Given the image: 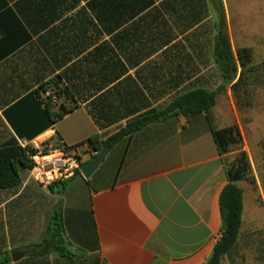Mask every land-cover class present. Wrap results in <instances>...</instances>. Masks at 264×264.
<instances>
[{
  "label": "crops",
  "instance_id": "1",
  "mask_svg": "<svg viewBox=\"0 0 264 264\" xmlns=\"http://www.w3.org/2000/svg\"><path fill=\"white\" fill-rule=\"evenodd\" d=\"M91 1L0 0V146L12 138L32 145L59 137L60 144L74 147L97 133L111 136L133 118L163 110L197 89L216 92L209 112L214 127L238 126L243 146L221 155L207 113L186 117L176 110L110 146L89 178L66 180L61 193L29 178L0 190V263L206 264L222 237L225 162L240 151L256 176L255 186L237 182L243 212L234 250L264 245L258 238L264 202L258 198L250 214L247 204L248 190L259 194L264 188L252 160L264 131L258 130L259 119L243 120L244 111L264 110V82L252 104L241 105L233 90L239 73L225 82L214 56L223 10L234 56L250 48L254 63H264L260 3L151 0L146 8L150 0H120L124 8H117L118 0H111L112 7L97 0L91 8ZM242 31L252 32L250 42L238 41ZM57 75L60 88L69 89L60 102L78 107L44 129L38 100L26 97ZM89 109L107 117L101 120L105 129L98 128ZM55 224L66 251L41 253L38 246L52 240ZM16 251L24 255L13 260Z\"/></svg>",
  "mask_w": 264,
  "mask_h": 264
},
{
  "label": "trees",
  "instance_id": "2",
  "mask_svg": "<svg viewBox=\"0 0 264 264\" xmlns=\"http://www.w3.org/2000/svg\"><path fill=\"white\" fill-rule=\"evenodd\" d=\"M96 1L97 0H93L89 2L87 6L92 8ZM99 1L102 7H112L111 0ZM152 4L153 1L150 0L144 7L147 8ZM124 5V1H120L117 8H124ZM100 14L98 15L100 21L106 23V16ZM120 21H122V18ZM214 56L225 82L232 83L239 73L237 81L233 84V90L241 105L247 106L252 104L256 98L258 87L264 82V63H254V54L250 48L239 49L236 56H234L229 35L225 30V15L223 10H221L219 14V26L214 42ZM238 66L240 67V72H238ZM104 68H106V64H101V69ZM61 81V76L57 75L26 97V100L30 98H36L38 100V107L46 119L44 129L54 126L78 107L77 104L69 105L65 102L60 105L55 104L57 101L69 95V89L67 87L60 88ZM43 93L49 94L48 96H43ZM41 96L43 98H41ZM215 97V91L197 89L177 97L163 110L148 111L133 118L126 127L119 129L111 136L97 133L89 137L85 142L74 147L63 146L59 142V137L47 143L50 144L54 142L58 148H64L69 151H76L78 148L88 146L91 153L99 152L106 144L113 146L124 138L130 139L132 135L141 128L150 123L165 119L171 112L177 110V114L186 117L203 112L207 113L208 123L219 153L221 155H226L230 153L233 148H240L243 139L240 129L236 125L223 129H216L214 127L209 112L215 105ZM89 113L98 128L101 131L105 129L101 120H105L107 117L102 115L101 110L96 112L94 109H89ZM5 116L8 117V114L5 113ZM11 123L13 122L11 121ZM13 127L17 129L19 137L22 138V133H20V131L18 132V128H16L14 124ZM34 137L35 136L30 137L29 140L34 139ZM36 152L37 150L32 145L23 148L15 138L6 141L0 146V190L16 188L23 183V175L29 173L33 167L30 156L34 155ZM225 167L228 184L223 188L219 198L222 237L215 245L213 253L206 264H222L223 259L229 256L237 246L243 212V191L237 185V182L247 181L255 186V179L252 175L251 163L247 153L240 151L234 160L225 162ZM66 184L67 181H59L51 184L49 189L54 191L56 188L58 193H61V191L65 189ZM52 231V240L45 241L38 246L43 250L41 253L46 252V249L49 248H55L64 253L66 248L64 247V242L61 239L56 224Z\"/></svg>",
  "mask_w": 264,
  "mask_h": 264
},
{
  "label": "rangeland",
  "instance_id": "3",
  "mask_svg": "<svg viewBox=\"0 0 264 264\" xmlns=\"http://www.w3.org/2000/svg\"><path fill=\"white\" fill-rule=\"evenodd\" d=\"M234 0H229L230 4H233ZM251 1V3L254 1V3H260V8L264 9L263 3L264 0H249ZM233 6V5H232ZM237 33L234 35V39L237 41ZM252 37V32L251 31H242L239 33V38L238 41H244V42H250ZM48 96V95H47ZM55 104L60 105L62 104V102L57 101ZM259 119V128L258 130H260L261 132L264 131V110H262V108L258 111L255 112H251V111H244V115H243V120L247 121V120H252V119ZM262 134V133H261ZM248 136V134H247ZM243 146V143L241 145V147H235L233 148L232 151L234 150H240ZM44 147H48L50 149V147H52V149H56L58 148L54 142L52 143H47L44 144ZM245 152V151H243ZM246 153V152H245ZM77 155H84L82 150H77ZM237 154H235L232 157L228 158V161L230 162L231 160H234V158L236 157ZM85 156V155H84ZM83 156V157H84ZM252 160L255 166V170L257 172V177L259 179V181H263L264 184V138H262L261 142L259 143V149L256 150V152L252 155ZM263 171V173H261ZM253 175V173H252ZM255 175V174H254ZM253 175V178L255 179V176ZM261 181V183H262ZM260 183V182H259ZM247 204H248V214L251 213V205L254 203H257V199L259 198V200L262 202H264V188L261 189V192L259 194L254 193L250 190L247 191ZM261 240L264 241V229L260 230V234L259 237ZM262 245V244H261ZM222 264H264V245L262 246H255L251 245V247L249 246H241L240 250H234L229 256L225 257L223 259V263Z\"/></svg>",
  "mask_w": 264,
  "mask_h": 264
},
{
  "label": "built area",
  "instance_id": "4",
  "mask_svg": "<svg viewBox=\"0 0 264 264\" xmlns=\"http://www.w3.org/2000/svg\"><path fill=\"white\" fill-rule=\"evenodd\" d=\"M45 142H35L32 146L37 152L30 156L33 167L29 171V179L39 184L43 188H49L53 183L69 180L77 175H81L80 167L83 163V156L93 155L88 146H83L77 150H82L84 155H77L76 151H69L64 148L50 149L44 147ZM23 148L28 146L21 143Z\"/></svg>",
  "mask_w": 264,
  "mask_h": 264
},
{
  "label": "water",
  "instance_id": "5",
  "mask_svg": "<svg viewBox=\"0 0 264 264\" xmlns=\"http://www.w3.org/2000/svg\"><path fill=\"white\" fill-rule=\"evenodd\" d=\"M110 150V145L106 144L99 152H95V155H92L89 160L82 163L80 170L81 174L85 178H89L99 167L102 161L107 156ZM29 178V173L23 175V182H26ZM24 255V252H13V260H18Z\"/></svg>",
  "mask_w": 264,
  "mask_h": 264
}]
</instances>
